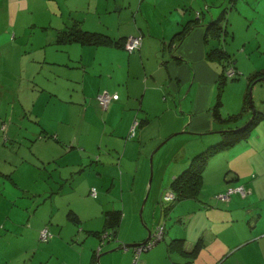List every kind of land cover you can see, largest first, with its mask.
<instances>
[{"label": "crops", "instance_id": "0c3cea01", "mask_svg": "<svg viewBox=\"0 0 264 264\" xmlns=\"http://www.w3.org/2000/svg\"><path fill=\"white\" fill-rule=\"evenodd\" d=\"M115 4L116 12L112 17L110 15L112 20L102 21L101 16L111 12L106 8L107 10L98 13V21L96 20L94 24L97 29L93 31L106 33L114 39L141 34L142 43L139 52H128L122 46L111 44L60 43L58 45L65 46L64 48L72 45L79 46L72 64H64L69 71L72 68L75 69L74 74L70 78L64 72L63 76L58 74V71H48L44 75L47 83L43 88L49 96H60L56 103L61 105L64 113L62 111L59 118L55 116L57 121L67 120L71 127L70 124L79 119L77 112L81 111V109L75 111V108L82 107L84 104L86 105L85 115L88 113H90L88 117L95 115L93 110L96 107L99 117H103L102 122L105 123V126L110 123V130L107 134L114 139H111L112 143L109 141L105 144L108 153L102 155V160L107 162L110 156L113 157L112 151H116L114 149L116 139L124 143L122 146L118 141V146H122L120 148L121 155H118L121 166L124 167V157L129 147L132 150L129 162L134 160L137 152V167L132 171L130 166L120 174L122 180L126 177L124 191L129 195L128 206L125 202V195L124 199L121 197L122 201L116 196L115 201H112L114 203L112 209L116 208L117 204L120 205L118 201H121V219L126 213L130 217L128 229L125 231V237L122 238L120 233L118 234L121 230L119 223L114 236L115 241L113 237L110 241L106 240L101 253L109 250L113 252L114 248L124 243L141 242L146 236V231L141 223L139 229L138 220L134 216L135 205L132 200L138 187L139 173L142 172V180L145 181L147 177V173L143 177V170L151 149L156 147V150L161 141L181 130L200 134L220 129L221 126L213 120L211 112L214 85L221 70L218 74L213 71L212 73L210 68L213 65L210 62L213 61L206 58L208 52L206 42L210 37L206 38L205 27L209 20L214 19V15H210L208 18L209 15L203 12V9L206 8H202L196 22L189 23V30L185 32L180 41H177L178 38L173 39L172 37L179 28L183 24L193 21L190 19H196V15H194L197 11L195 0H127L128 6H124V2L121 1H115ZM124 7L129 13L128 17L121 14ZM134 9L135 12H133ZM79 25L82 28V24L79 23ZM70 57L72 56L69 55ZM49 64L54 63L52 61ZM214 68L216 67L214 66ZM51 73L52 75H50ZM75 74L78 75L74 76ZM31 77L34 79V75ZM62 77L67 81L64 83L65 85L61 83L59 86ZM72 77H75L76 80V84L72 86L76 88L73 93L67 94L70 84L74 81ZM256 84L259 83H254L253 88ZM102 91H107L112 96V101L105 110L100 107L96 98V95ZM102 112L103 116H100ZM83 118L87 117L83 114ZM135 119L139 124L132 139L135 138L136 141L121 139L125 137ZM98 121L97 118L94 122L98 124ZM262 123L264 124V121L260 124ZM104 133L103 130L102 134L104 135ZM57 135L60 136L58 129ZM250 138L251 136L246 141L215 154L209 159L204 170L207 175L216 164L220 167L219 170H222L224 164L227 165L226 173L220 172L215 177H211L212 182L218 188L217 191L222 192L230 186L243 185L246 191L245 196L234 192L225 200L213 196L208 203L197 199V197L184 199L192 200L188 216L184 214L177 215L179 217L174 216L173 221L176 223H173L172 212L168 213L167 217L170 221L164 224V242L162 240L163 243L159 245L157 243L146 251L150 253L144 254L146 252H143L135 263L133 250H117L116 253L113 252L116 257L113 254L102 255L99 263L264 264V137L261 133H257V136ZM7 139L9 140L8 137L5 138V140ZM74 140H76L75 137L71 141L74 144L68 146V149L63 148L66 152L64 155L72 154L78 150L81 160L74 159L64 165L71 166L77 161L82 162L84 156L88 157L87 150L91 149L90 143L87 140L78 142ZM204 143L207 142L202 141L201 144ZM72 145H76L80 149ZM140 148L142 149L141 153L139 152ZM94 152L95 149H92V155H96ZM93 159L98 161L100 157L95 156ZM204 178L203 185L206 182ZM4 187L6 188V185ZM126 190L129 191L126 192ZM124 191L122 189V195ZM25 192L37 194V192H30L29 187ZM82 193L85 195V192L81 191V195ZM44 197V201L38 202V206L32 213H28L30 203H28L27 197H25L26 200H22L24 212L9 225L10 228L6 231L12 235L15 243L17 242L12 254L14 257L8 260V263H48L52 257L49 256L46 260L49 251L51 255L55 253L51 245L68 248L66 243L69 242L72 249L70 258H60L56 253L54 254V257L56 255L54 264H95L94 251L101 242L99 234L103 231L105 224L104 214L101 215L103 206L96 201L91 208V210H95L93 217L103 220L102 226L99 224L93 226L90 216L81 217L79 213L85 211L83 207L82 209L75 206L69 208L77 218L74 221L70 217L69 219L73 223L81 225L76 229L74 224L69 221L62 225L64 218H55V213H57L55 205L47 206L49 194ZM137 197L138 195H136ZM196 207H199L201 212L197 211ZM69 212L67 213L69 214ZM144 224L147 229L154 230L159 223L150 218L149 222L144 220ZM42 227H48L52 232L49 242H40L38 235ZM89 234L93 236L89 237ZM177 237L184 239L182 246L185 253L181 252L183 250L179 248H168L170 240ZM74 243H79V246ZM5 263L6 260L2 262V264Z\"/></svg>", "mask_w": 264, "mask_h": 264}, {"label": "rangeland", "instance_id": "374dc122", "mask_svg": "<svg viewBox=\"0 0 264 264\" xmlns=\"http://www.w3.org/2000/svg\"><path fill=\"white\" fill-rule=\"evenodd\" d=\"M115 1L124 2V6H128L127 0H0V264L5 260V264H10L8 260L14 257L12 254L17 242L15 243L12 235L6 231L10 228L9 225L24 212L22 200H26L25 197L30 203L28 213H32L38 206L37 203L44 201V196L49 194L47 206L55 205L57 209L55 218H64L62 225L68 221L73 223L66 215L70 211L69 208H73V206L81 209L83 207L85 211H80L79 215L92 217L91 224L93 226L98 224L102 226L103 220L93 217L95 214V210H91L94 206L93 203L97 201L99 205L103 206L101 215L106 210L112 209V204H114L112 201H115V196L124 199L125 195L126 205L129 204V195L124 191L126 177L122 180L120 174L130 166L132 171L137 167V152L134 160L129 162L130 153H132L129 147L124 157V167L121 166L118 155H121L120 148L124 143L116 139L114 148L116 151H112L113 157L110 156L107 162L102 160V155L108 153L105 144L109 141L112 143L111 139H114L107 134L110 130V123L105 126V123L102 122L103 117H99L96 107L93 110L95 115L89 117L90 113L85 115L86 105L83 104L82 107L75 108V111L81 109L80 112H77L79 119L69 127L67 120L57 121L62 111L64 113L61 105L56 103L60 96H49L43 90L44 84L47 83L44 75L48 71H58L60 75H63L64 72L70 78L75 71L73 68L70 71L67 70L64 64H72L79 46L72 45L64 48L65 46L56 44L55 39L58 32L72 26L74 21L82 24L83 29L96 30L97 26L94 27V24L96 20L98 21V13L110 10V13L101 16L103 22L110 21L116 12ZM195 4L199 11L206 8L203 9V12L209 15L208 18L210 15H214V19L222 17L220 22L223 28L221 27L217 36L208 37L207 50L210 51L214 47L225 50L229 55L230 63L237 71V78L227 77L223 84L220 95L222 101L220 114L226 116L240 112L242 100L247 94L250 108L248 107L245 111H249L250 116L248 115L247 119L241 118L236 123V125L242 126L250 120L253 109L257 110L256 106L264 105V90H261L264 89V84H261L264 78L257 79L259 84H256L254 88V82L248 86L247 81L249 74L256 70H264V0H205L204 2L195 0ZM126 11L124 7L121 13L124 17L125 15L129 16ZM69 55L72 57L69 58ZM52 61L54 64H49ZM210 63L213 65L210 68L211 72L218 74L221 64L216 61ZM230 73L232 74L231 71ZM31 75H34V79ZM76 75L78 74L74 76ZM72 78L74 81L70 84L67 94L73 93L76 88L72 86L76 84L75 77ZM66 81V78L62 77L59 86L61 83L65 85ZM216 83L212 105L218 94V84L216 86ZM83 114L87 118L84 119ZM100 116H103V112L100 113ZM97 118L99 119L98 124L94 122ZM136 123L137 121L133 122L125 137L135 134ZM230 127H233V124ZM226 128L227 126L221 125L220 129L200 134L181 130L173 136L165 138L167 141L165 139L161 141L163 145L160 143L157 150H155L156 147L151 149L143 170V177L146 176V173L147 177L144 181L142 172L139 173L138 187L132 200L135 205L134 216L138 220L139 229L141 223L146 231L143 240L147 237L149 230L145 226L144 220L149 222L151 218L159 223L154 230H150V238L155 240V244L149 245L143 252L148 251L157 243L159 245L164 242V224L170 221L167 217L168 213L172 212V222L176 223L173 221L174 216L183 214L188 216L191 209L192 200H175L174 190L170 187L173 175L176 176L184 170L188 165V160L201 152L205 146L216 142L215 138H218L217 141H219L221 137L217 131ZM57 129L60 130V136L57 135ZM103 130L105 131L104 135L102 134ZM257 133H261L264 137L263 123L252 129L251 138L257 136ZM73 136L76 138L75 142L87 140L91 149L87 150L88 157L84 156L82 162L77 161L71 166L64 165L81 157L78 150L72 154L64 155L66 152L63 148L68 149V146L74 144L71 142L74 139ZM6 137L9 140H5ZM132 138L130 140L136 141L135 138ZM118 141L122 146H118ZM202 141L207 143L201 144ZM72 146L80 149L76 145ZM92 149H95L96 155H92ZM141 150L140 148V153ZM95 156L100 159L95 161L93 159ZM226 166L224 164L222 170H219L220 167L216 164L207 175L206 171H203L202 184L196 192L197 199L208 203L213 196L225 193L229 188H235L230 186L225 191L218 192L217 186L211 180L212 176L215 177L220 172L226 173ZM203 178L204 181L206 180L204 185ZM28 187L30 192H37V194L26 193ZM91 187L95 188L96 197L90 196ZM81 191L85 192V195L83 193L81 195ZM128 191L126 190V192ZM16 193L19 194V197ZM136 195H138L137 198ZM121 201H118L120 205L117 204L116 209H121ZM196 210L201 212L199 207H196ZM129 221L130 217L126 213L121 219V230L118 232L122 238L125 237ZM73 224L76 229L77 226L81 227L76 223ZM92 236L89 234V237ZM113 240L115 241L114 237ZM74 244L79 246V243ZM66 245L68 248L52 244L55 253L51 255L49 251L46 260L49 256L52 257L45 264H54L56 259L54 254L56 253L60 258H70L71 245L69 242ZM128 249L133 250L132 248ZM116 251L113 252L116 253ZM113 252L102 255L113 254L116 257ZM148 253L150 252L144 254ZM108 264H112V262Z\"/></svg>", "mask_w": 264, "mask_h": 264}, {"label": "trees", "instance_id": "16d2710c", "mask_svg": "<svg viewBox=\"0 0 264 264\" xmlns=\"http://www.w3.org/2000/svg\"><path fill=\"white\" fill-rule=\"evenodd\" d=\"M199 14H200V11L198 10L195 11L194 15H196V19L192 18L190 20H193V21H189L186 24H183L179 28V30L173 35L172 38L173 39L178 38L177 41H180V39L184 36L185 32H187L190 28V25L188 24L191 22L195 23L197 18L199 17ZM221 18L222 17H218L216 19L211 18L212 20H209L207 24L205 23L206 24V27H205L206 38L211 37V36L213 37L217 36L216 34L218 33V31L221 30V27L223 28L220 22ZM129 36L140 37L141 40H140V45L138 49L129 51L125 47L126 39ZM55 42L57 44L79 43L81 45H110L111 44L115 46H122L128 52H136L139 50L141 46L142 35L132 34V35H127L126 37H123V38L114 39L110 37L108 34L100 32V31H93V30L90 31L87 29H83L80 27L79 22L74 21L72 26L64 30H60L58 32ZM206 58L212 61L218 62L219 64H221V67H222L219 77L217 79V83H216V86L218 84V87H217L218 94L216 95V101L212 105L211 112H212L213 120L223 126H227V128L219 132L220 137H221L219 141H217L218 138H215L217 139L216 142H214L213 144L211 143L207 145L201 152L192 156L188 161L187 167L171 179L170 187H172V189L174 190L173 192L175 193L176 201L177 200L180 201L184 199H194V197H197L198 194H196V192L199 190L202 184V173L205 170L209 159L222 150L228 149L234 146L235 144H239L243 141H246L249 138L252 129L264 121V106L259 105V106H256L257 110L253 109L252 117L250 118L249 121H246L244 125L242 126L236 125V123L240 121L241 118L247 119L248 118L247 116L248 115L250 116V112L245 111L250 106L249 100H248L249 98L247 94L244 96V99L242 100V106H241L240 112L235 113V114H228L226 116H222L220 114V108L222 106L220 95H221V91H222V87L225 82V79L227 77L237 78L238 74H237V71L235 70V67L232 66V63H230L229 55L225 50H222L219 47H214V49H211L210 51L206 53ZM229 71H231L232 74L231 73L229 74L228 73ZM260 78H264V70H256L255 72L249 74L247 76L248 86H250L253 82L259 83V80L257 79H260ZM261 83H264V81H262ZM102 92L98 93L96 95V98L99 102L100 107L105 110L108 107L109 103H111L112 96L111 94L108 93L111 96V99L108 102L107 106L104 107L98 99V95L101 94ZM135 121H137L136 123V127H137V125L139 124L137 119L132 121L131 125ZM231 124H233V127H230ZM134 135L133 136L129 135L128 137L126 136L127 138L126 137L124 138L125 140H129L130 138L134 137ZM237 186H243V185H236L234 187H237ZM68 215L73 221L77 219L75 214L72 213V211H70ZM121 216H122V213L119 208L118 209L113 208V209L106 210L104 212V222H105L104 229L99 234L100 237L106 233L105 239L111 240L109 238H112V236L114 237L116 235L117 227L120 223ZM43 228L45 227H42L41 229ZM40 230H39V234H40ZM96 233L98 234L99 232H96ZM46 241H48V239ZM105 241L104 242L101 241L96 247L94 251V255L96 257H97V254L101 252L102 246L104 245ZM183 242H184V239L182 237L172 238L167 246L169 249L179 248L180 250H183V246H182ZM181 252L185 253L184 250ZM95 264H98L97 261H95Z\"/></svg>", "mask_w": 264, "mask_h": 264}, {"label": "built area", "instance_id": "2783aa9c", "mask_svg": "<svg viewBox=\"0 0 264 264\" xmlns=\"http://www.w3.org/2000/svg\"><path fill=\"white\" fill-rule=\"evenodd\" d=\"M140 37H134V36H129L126 39L125 42V47L129 50V51H133L138 49L139 45H140ZM230 74V71L228 72ZM98 99L100 101V103L106 107L108 102L111 99V96L108 94L107 91H103L101 94L98 95ZM237 192L239 193L241 196H245L246 191L245 188L243 186H237L235 188H229L225 193L219 194L216 196L217 199H221V200H225L227 198H229V195L231 193ZM89 194L92 197H96V190L94 187H91V189L89 190ZM51 233L49 232L48 228L45 227L43 229L40 230V234H39V238L42 241H46L49 237H50ZM104 238L106 236V233L103 234ZM102 238V237H101ZM155 244V240H150L147 243H144L142 245H137L133 248V252L135 254V258H138V256L140 254H142L143 251H145V249L149 246V245H153ZM99 250V249H98Z\"/></svg>", "mask_w": 264, "mask_h": 264}, {"label": "water", "instance_id": "95a60500", "mask_svg": "<svg viewBox=\"0 0 264 264\" xmlns=\"http://www.w3.org/2000/svg\"><path fill=\"white\" fill-rule=\"evenodd\" d=\"M251 98V97H250ZM250 103H251V101H250ZM251 107H252V104H251ZM217 132H221V130L220 131H217ZM165 141H167L166 139H165ZM160 145H163V143H161ZM159 145V146H160ZM159 147H157V149H158ZM156 149V150H157ZM150 235H151V231L150 230H148V234H147V237L145 238V240H143V241H141V242H138V243H124L123 245H121V246H118V247H116V248H114L112 251H116V250H129L128 248H134L135 246H137V245H142V244H144V243H147L149 240H150ZM106 239L104 238V236H102V238H101V241L102 242H104ZM121 248V249H120ZM108 252H111V250H109V251H105V252H100V253H98L97 254V257H96V261H97V263L98 264H100L99 263V259H100V257L102 256V254L104 255V254H106V253H108Z\"/></svg>", "mask_w": 264, "mask_h": 264}, {"label": "bare ground", "instance_id": "6f19581e", "mask_svg": "<svg viewBox=\"0 0 264 264\" xmlns=\"http://www.w3.org/2000/svg\"><path fill=\"white\" fill-rule=\"evenodd\" d=\"M139 256H140V255H139ZM139 256H138V258H135V254H134V262H135V263L138 261Z\"/></svg>", "mask_w": 264, "mask_h": 264}]
</instances>
